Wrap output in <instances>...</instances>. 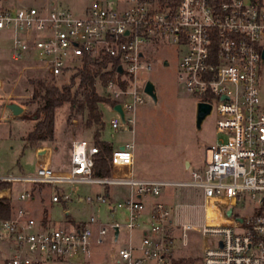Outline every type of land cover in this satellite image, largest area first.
Here are the masks:
<instances>
[{
  "label": "built area",
  "instance_id": "1",
  "mask_svg": "<svg viewBox=\"0 0 264 264\" xmlns=\"http://www.w3.org/2000/svg\"><path fill=\"white\" fill-rule=\"evenodd\" d=\"M0 41L10 44L13 63H31L49 80L67 78L84 61L108 57L112 75L105 83H96L101 96L111 102L106 105L114 116L107 126L113 132L124 127L131 135L133 112L146 95L145 77L154 55L162 47H175L178 83L196 103L210 106L216 129L227 137L206 149L202 167L191 171L188 181L136 180L130 174L94 177L97 148L77 140L70 144L67 172L41 166L32 176L0 177V183L56 189L62 184L127 186L128 198L116 207L127 212L129 234L140 226L144 210L137 196L157 197L168 186L195 188L205 202L221 208L222 219L205 222L198 230L208 239L201 264H264V107L258 99L259 68L264 64V0H89L76 13L45 6L15 7L10 0H0ZM114 105L120 106L123 122ZM132 150V141L111 150L110 170H129ZM104 198L95 199L104 202ZM26 199L30 194L23 190L17 200ZM50 201L65 203L68 195L57 192ZM239 206L247 213L234 212ZM93 224L89 218L51 228L23 208L8 217L0 214V243L11 251L5 264H87L91 243L100 244L105 233L102 228L93 232ZM192 229L171 224L169 210L154 203L146 232L138 244L128 239L117 251L116 264H165L171 257L174 232H180L184 245L185 232Z\"/></svg>",
  "mask_w": 264,
  "mask_h": 264
},
{
  "label": "rangeland",
  "instance_id": "2",
  "mask_svg": "<svg viewBox=\"0 0 264 264\" xmlns=\"http://www.w3.org/2000/svg\"><path fill=\"white\" fill-rule=\"evenodd\" d=\"M10 2L15 7L45 6L74 13L89 4V0ZM9 47L8 42L0 41V177L32 176L38 168L39 159L46 161L47 167L52 171L65 173L68 171L70 144L83 140L88 146L92 145L95 127L86 129V113L77 111L75 107L70 110L64 104L55 112L52 140L28 148L23 138L34 126L35 118L31 114L37 106L36 102H29L32 90L29 81L49 79L40 70L34 69L31 63H13L8 55ZM154 57V65L145 78L154 86L156 102L153 103L146 95L142 96L143 102L133 112V135L124 127L118 132L111 131L107 122L114 114L108 105L99 104L98 110L103 123L100 139L110 144L112 149L119 144L130 143L132 139L134 151L142 166L152 176L170 181H188L190 172L202 167L204 158L208 155L206 149L227 137L216 129L212 113L196 126V100L185 93L177 81L178 50L172 46L162 47ZM163 61L167 62L166 66H163ZM52 81L60 85L66 83L67 78ZM98 93L100 94L99 90ZM258 99L264 107V64L259 68ZM11 103L21 107L23 111L12 116L11 111L6 108ZM186 162L189 167L185 170ZM40 187L42 190H38L39 196L34 195L33 201L26 199L21 203L22 208L35 221H46L51 228H63L65 222L80 224L93 218L92 231L104 229L102 242L91 243L87 264H116L117 251L126 245L129 238L132 244L138 243V233L135 231L137 228L129 234L125 228L127 212L124 208L116 207L122 201L106 197L104 202L96 201L97 195L104 196L103 187L89 184H62L57 190L46 185ZM10 188L14 197L23 190L29 191L28 184H9L5 190ZM57 192L67 194L68 201L51 203L50 197ZM171 193L173 215H177L182 224H189L193 229L185 232V247L177 248L173 258L165 264H201L202 249L208 244V239L202 238L198 232L205 223L207 213L203 195L195 188L174 187ZM142 205L145 209L144 201ZM247 211L246 207L241 209L240 206L234 209L239 216ZM112 225L117 226L115 241ZM10 254L11 251L0 243V264H5Z\"/></svg>",
  "mask_w": 264,
  "mask_h": 264
},
{
  "label": "trees",
  "instance_id": "3",
  "mask_svg": "<svg viewBox=\"0 0 264 264\" xmlns=\"http://www.w3.org/2000/svg\"><path fill=\"white\" fill-rule=\"evenodd\" d=\"M109 61L108 57H101L92 62L84 61L82 68L70 74L64 84L56 85L52 80L29 81L32 86L29 102H36L37 106L31 114L35 118L34 126L23 138L28 148L34 147L37 143L52 140L55 112L67 104L70 110L75 107L77 111L86 113L84 123L86 129L95 127L93 145L97 148V153L93 156V176L103 178L110 175L108 158L111 149L109 144L100 140L103 123L98 105L111 104V102L98 93L96 85L97 81L105 83L112 75V71L107 69ZM7 187L9 184L0 183V191ZM10 211L9 201L0 200V214L8 217Z\"/></svg>",
  "mask_w": 264,
  "mask_h": 264
},
{
  "label": "crops",
  "instance_id": "4",
  "mask_svg": "<svg viewBox=\"0 0 264 264\" xmlns=\"http://www.w3.org/2000/svg\"><path fill=\"white\" fill-rule=\"evenodd\" d=\"M131 141H132V139H131ZM92 144H93V141H92ZM119 146H120V144H119ZM110 149L113 150L111 147H110ZM45 153H46V151H45ZM39 160L40 161L38 163V167H41V166H46L47 167L46 161H43L42 159H39ZM58 163H59V161H58ZM184 165H185L184 168L186 170L189 167V164L186 162ZM56 173H63V172L59 171V172H56ZM129 174H130V176L132 178H134L136 180L178 182V181H170V180H166V179L155 178L150 173H148L145 170L144 166H142L141 160L139 159V156L134 151V145H133V150H132V165H131V168L129 170L127 168H124V167L114 168L113 171L110 170V175L109 176L126 177ZM180 182H182V181H180ZM28 185H29V189H28L29 191H27V192L30 194V200L33 201L34 195L35 196H37V195L39 196L40 195L38 193L39 189L42 190V188L40 186H44V185H42V184H28ZM46 186H49V185H46ZM174 187L175 186H168V187L162 188L160 190L159 195L157 197H150V198H147V197H140L139 198L138 196L136 197V199H139L142 203L144 201V203H145V209L143 210V212H142V214L140 216L141 224L135 230L138 233V239H137L138 242H139V239L141 238V236L146 232L147 223H148V214H149L150 209H151V207H152V205L154 203H161L169 210L171 224L176 225V226L189 225V224H182L179 221V217L177 215H173V213H172V200H173V197H172L171 189L174 188ZM175 188H188V187H175ZM103 191H104V196L106 198H110L111 200L115 198V199H120L123 202L129 196V189H128L127 186H121V185L105 186V187H103ZM0 193H1L0 197L2 198L1 200H8L9 201V205H10V208H11L10 214L16 208H22L21 203L23 201H18L17 200V196L18 195L16 197H14V195L12 193V188H10L8 190H1ZM221 201H223V200H221ZM205 205L207 206L206 207L207 213H206V216H205L206 217L205 218V222L212 221L213 219L214 220L216 219L215 221H217V222H221L222 219H219V217H218V214L220 213L221 208L218 207V205L213 203V202H205ZM208 210H209V214H208ZM44 222H45V224H47L46 221H44ZM68 225H71V224H69L68 222L64 223V227L68 226ZM173 236H174V246H173V249H172V253H171L170 259L173 258L174 251H176L177 248L185 247V241H183L184 245L181 244L180 232L179 231H175ZM116 239H117V233H116V236H114V232H113V240L115 241ZM178 243L180 244V245H178L179 247L177 246Z\"/></svg>",
  "mask_w": 264,
  "mask_h": 264
},
{
  "label": "water",
  "instance_id": "5",
  "mask_svg": "<svg viewBox=\"0 0 264 264\" xmlns=\"http://www.w3.org/2000/svg\"><path fill=\"white\" fill-rule=\"evenodd\" d=\"M262 59L264 60V52L262 53ZM163 66L167 65L166 61H163ZM116 72L119 74L121 73L120 68L118 67L116 69ZM144 93L151 99V101L153 103L156 102V98H155V92H154V86L150 81H147L145 83V87H144ZM6 108L9 109L12 113V116H17L18 114H20L23 110L21 107H19L18 105L11 103V104H7ZM113 111H115L119 117L121 122H123V116H122V112L120 109L119 105H114L113 106ZM210 113V106L207 104H203V103H196L195 104V124L198 127L199 124L202 122V120L208 116ZM34 118V117H33ZM230 214V210H226L225 212V216H229ZM117 233V229L116 227H114V236H116Z\"/></svg>",
  "mask_w": 264,
  "mask_h": 264
},
{
  "label": "flooded vegetation",
  "instance_id": "6",
  "mask_svg": "<svg viewBox=\"0 0 264 264\" xmlns=\"http://www.w3.org/2000/svg\"><path fill=\"white\" fill-rule=\"evenodd\" d=\"M163 63V62H162Z\"/></svg>",
  "mask_w": 264,
  "mask_h": 264
}]
</instances>
